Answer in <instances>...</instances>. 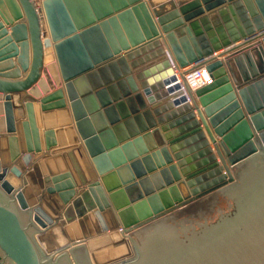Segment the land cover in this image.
<instances>
[{"label":"water","instance_id":"95a60500","mask_svg":"<svg viewBox=\"0 0 264 264\" xmlns=\"http://www.w3.org/2000/svg\"><path fill=\"white\" fill-rule=\"evenodd\" d=\"M262 28L264 0H0V264H264Z\"/></svg>","mask_w":264,"mask_h":264},{"label":"built area","instance_id":"2783aa9c","mask_svg":"<svg viewBox=\"0 0 264 264\" xmlns=\"http://www.w3.org/2000/svg\"><path fill=\"white\" fill-rule=\"evenodd\" d=\"M264 35V28L256 31L251 38H261ZM247 42L248 40H240L236 41L232 46L224 49L221 48L219 50L213 51L210 54L203 56L197 61L190 63L184 67H174V75L175 80L174 83H177L179 87L174 91H183L187 90L188 93H192L195 89L200 88L211 81V76L209 71L207 70V64L216 58H220L221 54L230 51L233 48H237L238 46L244 44L243 42ZM172 82V83H173ZM184 96L188 101H190L189 94L184 93Z\"/></svg>","mask_w":264,"mask_h":264},{"label":"crops","instance_id":"0c3cea01","mask_svg":"<svg viewBox=\"0 0 264 264\" xmlns=\"http://www.w3.org/2000/svg\"><path fill=\"white\" fill-rule=\"evenodd\" d=\"M162 47H165L163 44H162ZM181 91H183V89H181ZM183 93H185V92H183ZM187 94V93H186ZM64 129H66V128H64ZM63 129V130H64ZM59 130V129H58ZM68 132H69V134H68V139L65 141V138H64V140L63 139H61V137H59L58 136V131H57V140H58V142H60L61 144H63V143H66V142H69V141H72V140H74V131H73V129H72V127H68V130H67ZM67 132V133H68ZM66 133V134H67ZM61 139V140H60ZM146 141H147V145L149 146V148L151 149L152 148V146H153V143H152V141H151V137H147L146 138Z\"/></svg>","mask_w":264,"mask_h":264},{"label":"rangeland","instance_id":"374dc122","mask_svg":"<svg viewBox=\"0 0 264 264\" xmlns=\"http://www.w3.org/2000/svg\"><path fill=\"white\" fill-rule=\"evenodd\" d=\"M62 129H59L58 130V136L59 137H61V139H63L64 140V138H65V141L68 139V134H69V132L67 131L68 129H64V131H61ZM68 132V133H67ZM67 133V134H66ZM60 139V140H61ZM114 231H116V230H114Z\"/></svg>","mask_w":264,"mask_h":264},{"label":"bare ground","instance_id":"6f19581e","mask_svg":"<svg viewBox=\"0 0 264 264\" xmlns=\"http://www.w3.org/2000/svg\"><path fill=\"white\" fill-rule=\"evenodd\" d=\"M234 43H235V42H233V43H231V44H228L227 46H225V47H223V48L226 49V48L232 46ZM178 92H179V94H183V95H184L183 92L189 94L187 90H185V91H178ZM194 111H195V115H196L197 118L200 120V118H199V116H198V114H197V110H194ZM209 141H210V140H209ZM112 231H113V230H112ZM116 231H118V230L116 229ZM110 232H111V231H110ZM119 232H120V231H119Z\"/></svg>","mask_w":264,"mask_h":264}]
</instances>
